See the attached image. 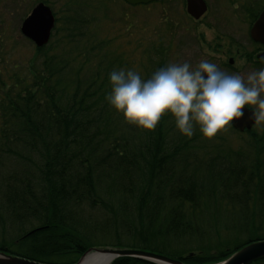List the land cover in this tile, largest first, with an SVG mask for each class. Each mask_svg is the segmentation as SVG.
Listing matches in <instances>:
<instances>
[{
  "label": "trees",
  "instance_id": "obj_1",
  "mask_svg": "<svg viewBox=\"0 0 264 264\" xmlns=\"http://www.w3.org/2000/svg\"><path fill=\"white\" fill-rule=\"evenodd\" d=\"M61 1L64 37L36 48L44 59L27 74L0 78V253L76 264L90 249L121 248L217 264L264 241V132L228 149L198 128L181 135L169 114L152 131L127 124L105 101L108 73L129 67L93 16L108 0ZM162 65L144 60L140 74ZM195 237L193 250L168 249Z\"/></svg>",
  "mask_w": 264,
  "mask_h": 264
},
{
  "label": "rangeland",
  "instance_id": "obj_2",
  "mask_svg": "<svg viewBox=\"0 0 264 264\" xmlns=\"http://www.w3.org/2000/svg\"><path fill=\"white\" fill-rule=\"evenodd\" d=\"M39 3H47L46 5L55 12L56 18L62 19L61 7L64 3L61 0H0V78L4 81H7L8 72L27 74L32 61L39 65L44 59L42 55H36L35 45L21 34L23 21ZM93 16L100 20L101 39L111 42L108 43V49L114 51L116 58L119 55L124 63L128 64L127 68L138 72L141 71V62L144 60L146 62L149 59H158L163 65L170 61L184 60L195 64L201 58L211 60L214 56L213 51L199 38L200 34L206 35V41L211 45L214 42V34L212 31H205L200 23L192 24L188 21L185 0H164L146 6H129L121 0H108L106 6ZM63 29L62 23L57 22L49 44L64 37ZM63 48L65 46L60 45L53 53L59 54ZM117 67L115 66V69ZM253 130L261 134L264 132V125L255 126ZM216 135L223 139L228 149H239L246 140L244 133L239 134L229 126H225ZM86 215L90 216L92 213L88 212ZM209 237L210 241L217 238L214 233ZM222 238L233 240L230 235H224ZM239 239L241 244L247 240V236H240ZM99 242L114 244L115 238L108 237ZM200 244L201 241L195 237L170 244L168 249L182 251L185 247L193 250Z\"/></svg>",
  "mask_w": 264,
  "mask_h": 264
},
{
  "label": "clouds",
  "instance_id": "obj_3",
  "mask_svg": "<svg viewBox=\"0 0 264 264\" xmlns=\"http://www.w3.org/2000/svg\"><path fill=\"white\" fill-rule=\"evenodd\" d=\"M108 83L105 101L127 124L143 130H154L161 116L169 114L181 135L191 138L198 128L211 139L244 117L246 105L252 125H264V67L242 74L228 73L205 58L195 64L170 61L147 77L132 68H114ZM111 257L93 249L81 264H106Z\"/></svg>",
  "mask_w": 264,
  "mask_h": 264
},
{
  "label": "flooded vegetation",
  "instance_id": "obj_4",
  "mask_svg": "<svg viewBox=\"0 0 264 264\" xmlns=\"http://www.w3.org/2000/svg\"><path fill=\"white\" fill-rule=\"evenodd\" d=\"M206 13L195 20L188 16L192 24L200 23L205 31L214 34L211 45L206 35L200 40L214 53L207 59L228 72L246 73L264 67V43L253 38V28L264 11V0H203ZM186 3V0H185Z\"/></svg>",
  "mask_w": 264,
  "mask_h": 264
},
{
  "label": "water",
  "instance_id": "obj_5",
  "mask_svg": "<svg viewBox=\"0 0 264 264\" xmlns=\"http://www.w3.org/2000/svg\"><path fill=\"white\" fill-rule=\"evenodd\" d=\"M131 6L148 5L158 0H123ZM187 13L195 20H199L207 11V6L203 0H186ZM56 18L50 7L44 3H39L31 12V14L23 21L21 26V34L30 40L37 48L46 46L51 38L52 31L55 28ZM253 38L264 43V11L257 20L253 28ZM251 111L245 106L244 117L233 121L232 128L240 133L251 131L255 125H252L248 117ZM93 250V249H90ZM88 250V252L90 251ZM105 253H111L117 258H135L145 260L154 264H185L184 262L172 259L160 254L129 249H96ZM4 258L0 259V264H43L29 259L6 255L0 253ZM85 255V254H84ZM76 264H81L82 258ZM264 259V241L250 243L244 248L234 253L231 257L219 264H253Z\"/></svg>",
  "mask_w": 264,
  "mask_h": 264
},
{
  "label": "bare ground",
  "instance_id": "obj_6",
  "mask_svg": "<svg viewBox=\"0 0 264 264\" xmlns=\"http://www.w3.org/2000/svg\"><path fill=\"white\" fill-rule=\"evenodd\" d=\"M114 257L112 256L110 259V262H106V264H111V262L113 261Z\"/></svg>",
  "mask_w": 264,
  "mask_h": 264
}]
</instances>
